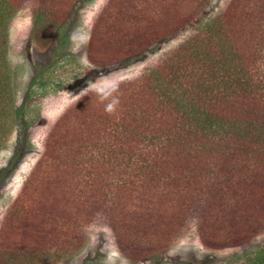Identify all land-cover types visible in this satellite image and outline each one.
<instances>
[{
  "label": "rangeland",
  "instance_id": "374dc122",
  "mask_svg": "<svg viewBox=\"0 0 264 264\" xmlns=\"http://www.w3.org/2000/svg\"><path fill=\"white\" fill-rule=\"evenodd\" d=\"M233 1L73 0L53 37L38 44L29 41L39 6L38 0H32L6 28L0 27V74L8 84L4 94L0 93V104L5 108L0 118V264H45L37 258L24 260V256L40 253L39 249L50 254L53 250L49 247L56 245L67 253L51 264H256L258 253L264 250V222L261 231L244 242L208 250L200 236L196 212L182 211V218L175 214L168 217L179 223L173 234L151 237L155 246L143 253L117 243L111 215L106 211L111 197L138 190L145 178L149 182L153 176L149 170H141L144 159L155 157L145 151L152 133L137 131V125L117 124L132 117L138 120L145 111L151 115L157 107L149 99L134 96L128 103L136 105H128L130 111L126 109V113L120 100L128 84L135 85L144 74L158 68L193 32L199 34ZM106 10L109 14L104 21L102 13ZM140 18L145 20L137 30L142 37L144 33L166 31L170 24L185 29L129 60L106 65L91 61L89 39L101 19L108 29L118 30ZM237 32L234 28V35ZM246 32L250 34V30ZM245 33H239L241 40ZM260 33L264 38V27ZM254 43L242 47L250 50L245 52V68L238 73L258 74L255 80L264 81V45ZM257 48L261 53L252 56ZM254 57L257 59L252 60ZM76 105L80 109L72 121L64 115ZM109 106L113 112L108 111ZM104 119H111V125ZM91 120L105 126L94 131ZM138 133L147 136L146 146L140 140L144 136L139 138ZM166 170L169 179L176 178L177 170ZM159 188L157 192H162L165 184ZM145 189L155 191L153 184ZM186 193L190 201L191 191ZM180 200L187 202L182 196ZM9 217L16 222L10 219L5 227ZM65 219L84 228L78 235L72 234L77 241L73 247L65 242L71 237L69 231L54 242L65 231ZM124 219L127 221L120 227L131 237L141 240L152 236L150 225L144 229L135 217ZM158 227L164 229V224Z\"/></svg>",
  "mask_w": 264,
  "mask_h": 264
},
{
  "label": "trees",
  "instance_id": "16d2710c",
  "mask_svg": "<svg viewBox=\"0 0 264 264\" xmlns=\"http://www.w3.org/2000/svg\"><path fill=\"white\" fill-rule=\"evenodd\" d=\"M29 1L32 0H0V27L6 28ZM72 2L38 0L29 41L48 42L73 7L69 6ZM108 14V10L102 13L104 21ZM101 22L102 19L94 26L88 52L91 61L104 65L129 60L185 29L170 24L166 31L144 33L142 37L138 29L145 20L141 21V18L118 30H110ZM263 27L264 0H234L199 34L193 32L158 68L144 74L135 85L128 84L126 94L120 100L124 111L128 109L129 112V106L134 108L136 103H128L134 96L142 101L149 99L157 108L151 115L145 111L138 120L132 117L117 125H137V131L152 133L150 146L144 143L147 139L144 133L138 135L139 138L144 136L140 140L146 146L145 151L152 152L155 157L144 159L141 167L142 171L149 170L153 174L152 181L147 182L145 178L142 188L130 190L120 198L111 197L106 205V211L111 215V227L121 247L127 250L133 247L146 253L147 247L155 246L149 240L151 237L161 239L173 234L179 223L168 217L175 214L182 218V211L185 214L196 212L200 236L208 250L238 245L261 231L264 222V81L255 80L258 74L253 77L238 72L245 68V52L250 50L242 47L249 42L253 44L255 38V46L264 45V38L259 36H262ZM234 28L240 36L247 30L250 34L246 32L241 40L238 32L234 35ZM254 51L252 56L261 53L258 48ZM188 70L191 73L185 74ZM7 87L6 79L0 74V93L4 94ZM4 109L0 104V118ZM72 109L64 116L74 121L80 107L76 105ZM107 109L113 112L111 106ZM104 120L110 124L111 119ZM93 122L91 120L94 131L105 126ZM166 169L177 170L176 178L169 179ZM148 184H153L155 191L145 189ZM163 184L165 188L157 192ZM186 191H191L190 201ZM181 196L187 200L186 204L180 200ZM158 204L160 206L156 208ZM125 216L135 217L141 228L147 229L150 225L152 236L140 240V237L135 239L125 233L120 227L124 225L122 221H127ZM7 219L5 227L9 226L10 219L12 223L16 222L15 218ZM65 220V231L54 242L69 231L71 237L65 242L73 247L77 241L73 240L72 234L78 235L84 228ZM160 223L164 224V229H159ZM49 248L53 250L50 254L39 249L40 253H28L24 260L37 258L51 264L66 256L63 247ZM256 264H264V250L258 253Z\"/></svg>",
  "mask_w": 264,
  "mask_h": 264
}]
</instances>
